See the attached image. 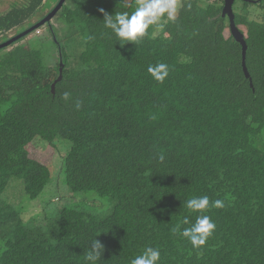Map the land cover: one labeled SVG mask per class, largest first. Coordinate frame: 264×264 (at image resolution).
<instances>
[{"label":"trees","instance_id":"trees-1","mask_svg":"<svg viewBox=\"0 0 264 264\" xmlns=\"http://www.w3.org/2000/svg\"><path fill=\"white\" fill-rule=\"evenodd\" d=\"M236 1L250 79L224 0H188L176 22L124 45L99 9L131 12L136 0H66L60 26L35 30L50 31L49 63L29 34L0 49V264H85L94 237L105 245L97 264H130L148 246L160 248L158 264H264V0ZM56 4L11 2L0 43ZM158 62L169 67L163 83L147 71ZM35 137L69 140L66 185L109 196L112 213L65 206L46 228L25 222L2 193L19 177L35 199L51 180L49 165L29 155ZM203 195L225 206L203 213L216 229L195 249L172 229L195 221L185 202Z\"/></svg>","mask_w":264,"mask_h":264},{"label":"rangeland","instance_id":"rangeland-1","mask_svg":"<svg viewBox=\"0 0 264 264\" xmlns=\"http://www.w3.org/2000/svg\"><path fill=\"white\" fill-rule=\"evenodd\" d=\"M14 1L21 0H0V11L6 10L9 4ZM57 1L49 0V3L56 4ZM76 1L80 0H67L70 3ZM238 5H241L240 0L236 1L234 8L236 9ZM252 8H256V6L254 5ZM256 12V16L260 17L258 14H261V11L257 10ZM52 22L55 26H60V22L55 17ZM56 31L58 32V30ZM49 32L48 29H40L32 32L26 38L33 47L42 49L47 63L50 62L53 52L52 44L49 41ZM262 139H264V129ZM27 149L32 158L49 165L52 171L51 180L42 193L37 198L32 199L25 192L24 180L19 177H12L2 193V198L20 210L23 220L28 222L30 226L46 228L49 223L55 221L60 209L65 206H79L100 216L112 213L115 200L109 196L100 195L94 190L75 192L66 185L63 158L71 149L69 140L56 139L51 145L48 141L35 137L27 145Z\"/></svg>","mask_w":264,"mask_h":264},{"label":"clouds","instance_id":"clouds-1","mask_svg":"<svg viewBox=\"0 0 264 264\" xmlns=\"http://www.w3.org/2000/svg\"><path fill=\"white\" fill-rule=\"evenodd\" d=\"M190 10L191 4L188 0H136L134 10L115 12L109 14L103 8L99 9L103 13V24L106 29H110L112 35L115 36L117 42L124 45L127 42L139 43L145 37L150 26H156L162 29L168 22H176L178 11L182 6ZM147 71L150 75L160 83H163L169 75V67L166 63L158 62L155 65H149ZM63 98L68 99L70 93L64 92ZM76 107H80L77 102ZM159 159L163 161L164 156L161 154ZM187 209L192 212L200 213L195 217V221L190 223L186 217L182 230L179 227L173 228V233H179L186 238L195 249H202L209 237L212 236L216 229V224L212 218L203 213L210 208H223L225 202L223 199L210 200L209 196L203 195L193 197L185 202ZM105 245L96 237L89 242L88 250L85 252V264H97L104 252ZM161 260V250L159 247H146L143 252L133 259L130 264H158Z\"/></svg>","mask_w":264,"mask_h":264},{"label":"water","instance_id":"water-1","mask_svg":"<svg viewBox=\"0 0 264 264\" xmlns=\"http://www.w3.org/2000/svg\"><path fill=\"white\" fill-rule=\"evenodd\" d=\"M66 0H59L56 6L47 14L45 15L40 21L36 22L32 26L28 27L27 29L23 30L22 32L10 37L9 39L3 41L0 43V49L6 48L16 42L17 40L21 39L22 37L34 32L36 29H38L41 26H44L48 22H50L54 16L57 14V12L61 9L63 4ZM235 0H224V5L222 8V17L228 18V24H229V30L231 35L234 37V39L239 42L242 45V66L243 70L245 72V76L250 79V74L247 69L246 65V52H247V43L245 36L243 32L239 29V27L235 23V14L233 10V3ZM246 1H253V0H246ZM62 64V63H61ZM61 71L60 69V76L55 80L52 84V92H55V85L58 80L61 79ZM252 86V82H251Z\"/></svg>","mask_w":264,"mask_h":264}]
</instances>
